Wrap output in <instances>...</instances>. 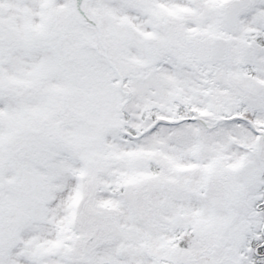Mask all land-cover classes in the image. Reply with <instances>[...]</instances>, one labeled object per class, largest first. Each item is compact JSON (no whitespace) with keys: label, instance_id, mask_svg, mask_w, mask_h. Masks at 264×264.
Segmentation results:
<instances>
[{"label":"snow or ice","instance_id":"obj_1","mask_svg":"<svg viewBox=\"0 0 264 264\" xmlns=\"http://www.w3.org/2000/svg\"><path fill=\"white\" fill-rule=\"evenodd\" d=\"M0 264H264V0H0Z\"/></svg>","mask_w":264,"mask_h":264}]
</instances>
